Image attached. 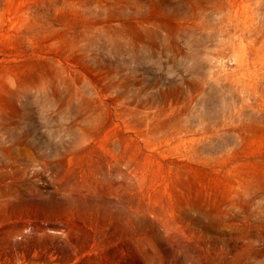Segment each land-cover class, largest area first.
I'll list each match as a JSON object with an SVG mask.
<instances>
[{"label":"rangeland","instance_id":"1","mask_svg":"<svg viewBox=\"0 0 264 264\" xmlns=\"http://www.w3.org/2000/svg\"><path fill=\"white\" fill-rule=\"evenodd\" d=\"M0 264H264V0H0Z\"/></svg>","mask_w":264,"mask_h":264}]
</instances>
